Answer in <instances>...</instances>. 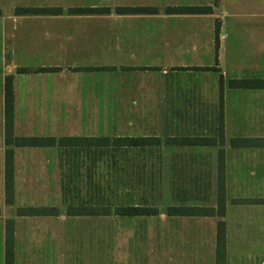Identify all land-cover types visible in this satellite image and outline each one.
Returning <instances> with one entry per match:
<instances>
[{
	"label": "crops",
	"instance_id": "1",
	"mask_svg": "<svg viewBox=\"0 0 264 264\" xmlns=\"http://www.w3.org/2000/svg\"><path fill=\"white\" fill-rule=\"evenodd\" d=\"M5 1L0 7V264H7L8 235L14 264H85L70 253L77 244L63 240L75 218L92 217L72 215L75 207H64L70 198L65 187L74 179L64 178V167L74 161L64 156L90 149L63 147V139L154 138L160 145L150 149L162 150L165 138L168 154L223 152L231 177L226 186L264 188V89L229 86L232 80L254 78L242 73L230 78L221 65L228 40L222 34L225 0ZM177 8L211 11L177 14L172 11ZM21 9L58 13L18 15ZM75 10L100 12L70 13ZM258 26L264 27V21ZM241 37L264 59V35ZM8 78L14 138L54 139L55 145H8ZM217 126L223 143L181 142L213 141ZM245 139L261 140V146L232 145ZM8 152L13 169L9 201ZM185 182L180 175L172 183ZM241 200L257 203H236ZM168 208L217 209L199 204ZM225 208L223 218L168 213L167 242L160 245L161 254L157 246L149 264H264V193L226 194ZM158 215L159 210L150 217ZM221 221L226 226L223 255L217 244Z\"/></svg>",
	"mask_w": 264,
	"mask_h": 264
},
{
	"label": "rangeland",
	"instance_id": "2",
	"mask_svg": "<svg viewBox=\"0 0 264 264\" xmlns=\"http://www.w3.org/2000/svg\"><path fill=\"white\" fill-rule=\"evenodd\" d=\"M5 3V0H0V7ZM221 14L226 24L222 34L228 38L221 51L224 70L230 78L241 73L254 79L264 77V74L257 75L260 68L264 71V59L256 56L252 44L240 42L241 36L264 35V27L258 26L264 21V0H225ZM218 127L216 139L209 143L224 142L223 130ZM162 141L166 146L167 140L164 138ZM164 146L162 150H151L152 146L125 148L112 145L97 152L90 149L64 156L66 160H74L64 167V178L67 175L74 178L71 183L67 181L70 185L67 183L65 193L70 198L66 199L64 207L111 209L108 216L75 218L69 226L70 233L64 234V242L77 244V249L70 253L78 255L81 262L122 264L130 260L131 264H149L157 246L161 254L160 245L167 242L164 231L168 226V207L199 204L218 209L222 171L227 195L246 191L259 195L264 193L262 187L226 186L231 177H228L223 152L208 150L198 154H168ZM180 175L186 179V184H173ZM183 196L196 201L186 204L174 202V198ZM136 206L159 210V215L138 218L116 215L117 208Z\"/></svg>",
	"mask_w": 264,
	"mask_h": 264
},
{
	"label": "trees",
	"instance_id": "3",
	"mask_svg": "<svg viewBox=\"0 0 264 264\" xmlns=\"http://www.w3.org/2000/svg\"><path fill=\"white\" fill-rule=\"evenodd\" d=\"M177 14H199V13H209L210 8H177L172 10ZM75 14H93L100 11L97 10H75L72 11ZM58 13L57 11H51L46 9H21L17 11L18 15H49ZM219 36H220V26H216V46L219 48ZM232 89H242V90H259L264 89L263 79H246V80H232L229 83ZM13 91H12V78H8L6 81V140L8 145H15L17 147H41V146H52L55 145L56 141L54 139H18L13 136ZM183 145L188 146H206L210 145L208 140H198V139H185L181 140ZM261 140L255 139H245V140H233V146L241 147H259ZM63 147H75V148H88L93 151H99L100 148H107L109 146L114 147H125V148H145L154 145H160L159 139L154 138H90V139H63L60 142ZM11 161V152L7 154V195L8 201L9 197L13 193V169ZM224 172L222 171L219 178V194H218V209H171L169 211L170 215L175 216H219L221 218L225 217V196L226 187L223 179ZM236 203L251 204L257 203L255 200H241L236 201ZM116 215L122 217H150L157 214L156 210L147 207H129V208H117ZM72 215H87V216H108L111 214V209L94 207V208H83L78 210L72 208L70 210ZM8 249H7V264L13 263V250L11 248V235H8ZM217 244L218 253L221 255L225 252L226 244V226L224 221L219 222L217 231Z\"/></svg>",
	"mask_w": 264,
	"mask_h": 264
}]
</instances>
